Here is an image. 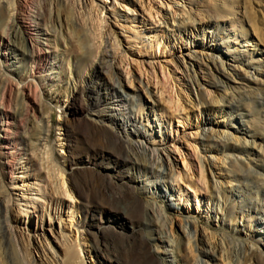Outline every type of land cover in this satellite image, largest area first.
<instances>
[{
	"label": "rangeland",
	"instance_id": "rangeland-1",
	"mask_svg": "<svg viewBox=\"0 0 264 264\" xmlns=\"http://www.w3.org/2000/svg\"><path fill=\"white\" fill-rule=\"evenodd\" d=\"M16 2L23 0H0V11ZM29 4L45 9L42 23L49 35L43 39L57 60L47 68L54 79L45 75L24 83L0 56V101L3 83H12L0 112L12 123L10 139L22 147L10 174L0 165V264H65L69 254L72 264H107L114 247L132 240L130 225L114 206L93 204L98 211L85 222L63 160L69 151L78 156L79 175L102 176L115 192L129 182L141 193L147 216L134 231L159 264H176L177 252L204 264H264V206L253 204L264 203V0ZM182 21L188 24L177 32ZM214 28L224 45L209 43ZM103 46L112 71L104 69L99 78L108 93L114 79L122 102L134 99L132 113L121 115V122L136 120L162 158V173L141 157L125 169L109 160L86 161L87 146L75 130L86 122L82 91ZM226 47L239 48L230 54ZM213 58L227 69L224 85H212ZM253 60L262 68L251 82L241 76L255 73L248 66ZM23 83L30 97L20 95ZM245 130L256 136H244ZM225 137L242 146L246 138V150L236 154L242 162L226 163L231 154L216 142Z\"/></svg>",
	"mask_w": 264,
	"mask_h": 264
},
{
	"label": "bare ground",
	"instance_id": "bare-ground-1",
	"mask_svg": "<svg viewBox=\"0 0 264 264\" xmlns=\"http://www.w3.org/2000/svg\"><path fill=\"white\" fill-rule=\"evenodd\" d=\"M30 2L31 0L16 2L10 10L2 8L0 11L1 17L4 15L7 17L4 23L2 21L3 18L0 19V56L3 57L7 69H9L10 74H12L11 76L19 78V80L24 83L28 80H40L44 78L45 75H47L49 79H54L55 76H53V73H50L51 76L47 74V68H49L50 61L55 63L57 60L56 51L54 49L53 51L49 50L47 40L43 39V37L49 35L42 23V9L44 8H36L33 10L29 4ZM187 24L188 22L182 21L177 24L175 30L177 32L182 29L184 30ZM217 30L218 29L214 28L213 31H211L212 35L207 37L209 43L215 44V42L222 40V38L218 37ZM50 32H52V30ZM53 39V41H57V37L53 36ZM221 43L224 45L223 41H221ZM242 47L244 46H241V48ZM226 48L228 52L229 47ZM237 48H235L233 52L237 51ZM233 52L229 51L230 54ZM84 53L89 54L87 48L84 49ZM110 56L107 47L103 46L99 63H97V67L93 69L89 75L82 91V94L84 93L86 95V99L84 98V110L87 113V117L84 126L78 127L75 130V136L77 140L79 139L87 146V149H85L88 154L86 161L90 163L91 159H93V161L109 160L113 161L117 168L125 169L124 167L132 166L139 160L138 158L141 157L145 159V162L150 168H158L157 171L162 173L164 171V169H162V158L158 150L150 142L148 136H146V133L141 131L140 125L136 120L128 116L129 122H121V115L124 116L129 115L130 112L132 113V110L128 107L134 104V99L131 98L129 102H122L120 99L122 96L120 88L114 83V79L113 83L109 86L110 92L112 93H108L109 89L105 88V84L102 82V79L99 78L100 73L104 69L109 71L112 69L111 61H109L111 58ZM234 59L237 62H244V59L238 61L236 56ZM27 60H29L30 63H26ZM1 63L3 62L0 61V64ZM211 63V73L216 80V83H212V85H224L222 77L228 78L224 63H217L214 58L211 60ZM253 64H256V61L253 60V63H249L248 66L250 70H253L255 73L249 76H241L243 79H247L251 82L256 81L255 76L260 73V68H262L261 65L255 66ZM189 69L194 72L192 66ZM192 80L193 83H198L195 75H193ZM24 83L22 85L23 89L20 90L19 93L23 98H27L30 97L31 91L29 89L30 86L27 84L26 86ZM198 84L197 86H199ZM11 85V81L8 80L3 83V93L0 102H4L7 99L6 96L11 91ZM104 105L108 108H104ZM120 111H122V113ZM11 125L12 123L9 118L0 112V158L4 160L3 162L0 161V165L2 166V170L8 174L11 173L13 163L16 158L19 157L20 151L22 150V147L18 148L17 140L10 139V135L12 134ZM244 136L254 138L256 135L245 130ZM133 140L136 143H132ZM230 141V137H225L216 142L223 150L231 154L229 156L227 155L226 163L232 166L242 162L241 157L236 154H241V152L246 150L248 141L244 138V146L240 143ZM89 150L91 154L88 153ZM133 156L136 157V159H134ZM77 158L78 156L76 157L69 151L67 156L63 157V160L70 167L71 188L76 193L83 208L85 222L95 211H98L92 206L93 204H97L99 206H105L108 209H112L114 206L119 216L118 218L123 220L124 224H129L131 227V237L129 239L132 240H128V242L114 247L113 252L115 256L107 259V264H159L152 254L147 240L137 237L134 231V225L142 222L147 216L146 207L138 196V194L141 193H137L134 188L129 185V182L122 187L120 186L122 190L115 192V190L113 191L111 190L112 188L110 189L109 186H107L106 179L102 176H93V172H90L91 176L79 175L77 170L79 169ZM80 169L83 171L86 168L82 166ZM142 190L144 193L148 191L144 185ZM253 204H255V206H264V203L261 202H255ZM99 212H101V214L105 213H103V211ZM157 228H159V225ZM181 230L184 235L186 233V227L184 231L182 228ZM157 231L160 236L162 231H159V229ZM190 236L187 235L188 238H190ZM172 242L170 240L166 243H169L171 247ZM176 246H178V244L175 242V247ZM176 254L177 255L173 257L176 264H204L202 259H194L186 252L182 254L179 253L180 255L178 252ZM214 254L215 250L211 248V257H214ZM66 259L65 264H72V256L70 254L66 256ZM166 261L169 262L167 259ZM170 264H173V262Z\"/></svg>",
	"mask_w": 264,
	"mask_h": 264
}]
</instances>
